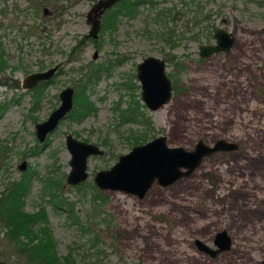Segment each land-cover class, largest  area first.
Returning <instances> with one entry per match:
<instances>
[{"label":"rangeland","instance_id":"obj_1","mask_svg":"<svg viewBox=\"0 0 264 264\" xmlns=\"http://www.w3.org/2000/svg\"><path fill=\"white\" fill-rule=\"evenodd\" d=\"M98 1L0 0V192L23 171L35 172L23 209H45L57 254L73 249L75 264H261L264 0H137L135 12L117 13L112 30L103 28L102 15L92 39L87 14ZM216 28L231 33L235 44L229 52L200 57V45L215 44ZM147 56L166 62L173 85L170 100L156 110L144 105L136 77L137 63ZM55 66L47 83L23 86L29 74ZM92 70L97 76L87 81ZM82 86L95 110L83 115L76 107L38 142L35 124L58 107L59 93ZM134 106V120L120 116ZM67 134L103 150L88 158L89 178L82 185L66 183ZM161 135L168 146L187 150L199 140L237 147L205 156L170 185L154 183L142 198L98 189L104 202L93 200L97 171ZM46 174L63 180V198L72 202L80 223L43 192ZM223 230L228 249L215 256L199 249L196 240L218 248L215 235ZM0 260L28 264L1 223Z\"/></svg>","mask_w":264,"mask_h":264},{"label":"water","instance_id":"obj_2","mask_svg":"<svg viewBox=\"0 0 264 264\" xmlns=\"http://www.w3.org/2000/svg\"><path fill=\"white\" fill-rule=\"evenodd\" d=\"M119 1L121 0H99L91 8L89 13H93L94 19L87 36L97 38L101 15ZM44 10L47 11L46 8ZM213 38L215 44L199 46L200 57H208L220 51L229 52L234 42V36L222 28H216ZM56 69L57 67H53L29 74L24 79L23 86L32 88L38 82L49 79ZM136 77L140 84L141 100L149 110H156L170 100L173 85L166 72V62L162 58L155 56L143 58L137 63ZM59 99L60 104L48 118L35 124V135L40 143L45 141L72 110L74 89L66 87L59 93ZM65 143L70 154V169L66 175V183L77 186L89 178L88 158L92 155H102L103 150L93 143L78 140L71 134L66 135ZM236 147L235 143L224 140H217L212 146L199 140L193 149L187 150L183 147L168 146L166 137L161 135L135 145L129 152L119 155L110 168L99 170L94 174L93 182L102 191H119L142 198L154 183L161 186L170 185L197 168L205 156L217 150H230ZM26 167V161L18 166L22 171ZM196 244L201 251L215 256L218 252L228 249L231 241L223 230L215 235L214 244L218 248H211L199 240H196ZM0 264H8V262L0 260ZM261 264H264V256Z\"/></svg>","mask_w":264,"mask_h":264},{"label":"trees","instance_id":"obj_3","mask_svg":"<svg viewBox=\"0 0 264 264\" xmlns=\"http://www.w3.org/2000/svg\"><path fill=\"white\" fill-rule=\"evenodd\" d=\"M126 2L127 0H121L114 5V8H119L113 10L112 6L104 12L102 23L104 29L112 30L115 28L116 15L122 12L123 9H129V13H133L137 0L130 5L125 4ZM169 40L170 38L167 41ZM3 65L4 61L0 48V68ZM93 76H97L96 70L91 71L87 81H91ZM82 88L83 91L78 90L75 93L74 106L67 116L74 114L76 107L79 108L78 111L83 115L95 110L94 105L85 95V86H82ZM34 89L36 92H40L41 90L40 87ZM137 110L138 106L126 109L124 112L122 110L120 116L126 121H132L136 118L134 116L139 114ZM137 142H139V139L136 141V144H138ZM49 174L44 175L41 179L43 182V192L50 196L51 201H54L58 208L67 211L70 215L69 217H72V220L78 223V216L74 215L72 202L63 198V180L53 176L51 178ZM34 175L35 172L25 170L17 180L4 183V188L0 192V223L5 229V235L9 240L14 242L17 251L21 256L25 257L28 264H75L73 249H70L63 257L57 254L45 209L41 207L32 213L26 212L23 209V198L31 186ZM93 189V200L99 201V203L104 202V196L99 192L98 188L93 186ZM82 228L83 230L85 229L84 226ZM98 240V233H95L92 241L96 243Z\"/></svg>","mask_w":264,"mask_h":264},{"label":"flooded vegetation","instance_id":"obj_4","mask_svg":"<svg viewBox=\"0 0 264 264\" xmlns=\"http://www.w3.org/2000/svg\"><path fill=\"white\" fill-rule=\"evenodd\" d=\"M45 8H46V7H45ZM45 8H43V13H44L45 15H46V14L50 15V14H51V11H50L48 8H46L47 11L45 12V10H44ZM105 11H106V10H105ZM105 11H104V12H105ZM103 14H104V13H103ZM103 14H102V15H103ZM102 15H101V17H102ZM101 17H100V18H101ZM93 19H94V15H93V13L90 14V13L88 12V14H87V21L92 23ZM88 37H89V36H88ZM90 38H91V37H90ZM92 39H93V38H92ZM95 39H96V38H95ZM234 44H235V43H234ZM55 67H57V66H55ZM55 72H56V70H55ZM55 72H54V73H55ZM54 73H53V74H54ZM51 77H52V76H51ZM51 77H50V78H51ZM50 78H49V79H50ZM49 79H47V80H43V81H40V84L47 83V82L49 81ZM74 94H75V91H74ZM58 97H59V96H58ZM59 100H60V99H59ZM220 253H221V252H220ZM223 253H227V252L223 251ZM224 262H225V261H224Z\"/></svg>","mask_w":264,"mask_h":264},{"label":"bare ground","instance_id":"obj_5","mask_svg":"<svg viewBox=\"0 0 264 264\" xmlns=\"http://www.w3.org/2000/svg\"><path fill=\"white\" fill-rule=\"evenodd\" d=\"M235 43V42H234Z\"/></svg>","mask_w":264,"mask_h":264}]
</instances>
